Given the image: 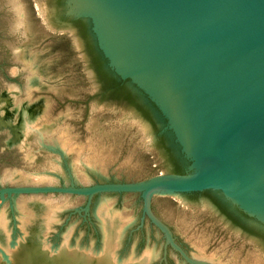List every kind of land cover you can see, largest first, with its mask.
Wrapping results in <instances>:
<instances>
[{"label":"rangeland","instance_id":"1","mask_svg":"<svg viewBox=\"0 0 264 264\" xmlns=\"http://www.w3.org/2000/svg\"><path fill=\"white\" fill-rule=\"evenodd\" d=\"M60 2L0 0V190L70 184L82 188L140 182L176 170L189 172L190 162L180 157L170 134L157 132L160 124L146 115L139 101L123 102L106 92L82 25L63 16ZM125 87L135 95L130 86ZM25 109L29 117L23 121ZM28 122L43 127L41 135L24 134ZM56 138L66 146H54ZM2 197L0 264L33 260L32 252L25 254L23 248L31 238L51 257L55 254L50 248L65 242L79 253L86 254L90 248L104 252L105 235L111 236L109 257L137 262L146 254L144 264H161V234L145 219L139 227V194L95 195L89 219L69 215L83 208L84 197L57 193H4ZM224 204L213 191L156 194L151 209L193 259L264 264V231L236 217L233 208ZM218 206L256 237L235 227ZM46 210V217L54 214L50 221L44 219ZM107 213L118 219V227L103 221ZM166 260V264H184L168 248Z\"/></svg>","mask_w":264,"mask_h":264},{"label":"water","instance_id":"2","mask_svg":"<svg viewBox=\"0 0 264 264\" xmlns=\"http://www.w3.org/2000/svg\"><path fill=\"white\" fill-rule=\"evenodd\" d=\"M64 8L66 19L87 23L117 81L154 106L165 121L161 133L170 134L189 172L82 188H4L0 196L84 197L83 208L69 215L89 219L93 196L139 194V227L145 219L161 234V260L168 248L184 264L211 263L189 257L174 240L151 209L156 194L218 192L264 231V0H65ZM35 241L21 245L33 256L24 264H140L93 248L79 253L68 242L50 248V257Z\"/></svg>","mask_w":264,"mask_h":264},{"label":"trees","instance_id":"3","mask_svg":"<svg viewBox=\"0 0 264 264\" xmlns=\"http://www.w3.org/2000/svg\"><path fill=\"white\" fill-rule=\"evenodd\" d=\"M64 1L65 0H61V2H60L63 9H64ZM78 22H80V24L82 25L81 27H82L83 36L87 40V50L89 51L91 61L95 67L96 72L98 74H100V76H101V82L106 87V92L108 94L114 96L116 99H119L120 101H123V102H128V103L132 102L133 104H135V103L139 104L137 102V101H139L140 104L143 105L141 107L144 109V112L146 113V115L149 116L150 119L152 117L153 119L157 120V122L160 124V129L157 130V132L159 133V131L164 126L165 121L160 117L157 110L140 93L136 92L135 95L133 94L134 95L133 96L129 92V90H127V88L125 87V83L117 81V79L107 70V68L105 66V61L102 59L100 53L96 49V46L94 44L93 39L91 38V35L89 33V27H88L87 23L82 21V20H78ZM73 27L77 28L75 23H73ZM137 104H136V106H137ZM175 156L177 158L179 157L178 154H175ZM172 174H183V173L176 170V171H173ZM225 204H224V208H227L226 206H228V205L226 202H225ZM218 208H219L218 211L220 212L221 215H223L227 220H229L231 222L233 221V218H234L233 215H231L229 212H227L223 207L218 206ZM233 211L236 214V217H238L240 219H244L246 221L249 220V218H247L245 215H243L237 209H233ZM232 224L235 227L241 229L243 232L247 233L248 235L256 237V235L253 232L246 231L239 224L234 223V222H232Z\"/></svg>","mask_w":264,"mask_h":264},{"label":"bare ground","instance_id":"4","mask_svg":"<svg viewBox=\"0 0 264 264\" xmlns=\"http://www.w3.org/2000/svg\"><path fill=\"white\" fill-rule=\"evenodd\" d=\"M21 111V110H20ZM28 112L29 111H27L26 109L25 110H23L21 113V119L24 121V120H26V119H28V117H29V114H28ZM36 127V128H35ZM43 129V127H41V126H37V123H34V122H28V123H25L24 124V126H23V133L24 134H27L28 133V131H32V132H35V133H37V134H40L41 135V130ZM39 135V136H40ZM60 139V138H59ZM59 139H57L56 138V140L54 139V141H53V144H54V146H57V144H58V146L60 145L62 148L63 147H65L66 145H65V143L62 145L61 144V141L59 142ZM62 139V138H61ZM60 139V140H61ZM58 140V141H57ZM59 142V143H58ZM66 144H67V142H66ZM61 148V149H62ZM65 149V148H64ZM67 149V148H66ZM66 149H65V151H66ZM63 150V149H62ZM49 207V206H48ZM102 207V206H101ZM46 209H47V207H46ZM50 209V208H49ZM100 211V208H99V210H98V212ZM52 212V211H51ZM102 213V212H101ZM46 214H47V210L45 211V216H44V219L45 220H49V219H51V217L54 215H48V217H46ZM100 214V213H99ZM103 216V221H105L108 225H110V227H112V228H116V227H118V219L115 217V216H112V215H110L109 213H107L106 215H102ZM50 221V220H49ZM53 221V220H52ZM47 222V221H46ZM107 227V226H106ZM110 238H111V236H104V252H106L107 254H109V251H111V246H110V244H109V242H110ZM113 239L114 240H116L117 238H115V237H113ZM113 240V241H114ZM148 258H149V256L148 255H143L142 256V258L139 260V263L140 264H144V262H146V261H148Z\"/></svg>","mask_w":264,"mask_h":264},{"label":"flooded vegetation","instance_id":"5","mask_svg":"<svg viewBox=\"0 0 264 264\" xmlns=\"http://www.w3.org/2000/svg\"><path fill=\"white\" fill-rule=\"evenodd\" d=\"M243 220H244V219H243ZM245 221H246V220H245ZM247 221H249V220H247ZM161 257H162V253H161ZM166 261H167V260H166V256H165V259H164V260H161V259H160L161 264H166Z\"/></svg>","mask_w":264,"mask_h":264}]
</instances>
